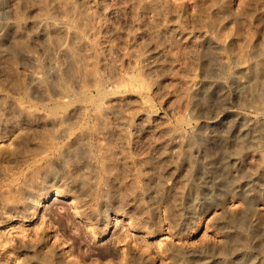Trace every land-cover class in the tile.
<instances>
[{
	"label": "rangeland",
	"instance_id": "rangeland-1",
	"mask_svg": "<svg viewBox=\"0 0 264 264\" xmlns=\"http://www.w3.org/2000/svg\"><path fill=\"white\" fill-rule=\"evenodd\" d=\"M0 264H264V0H0Z\"/></svg>",
	"mask_w": 264,
	"mask_h": 264
},
{
	"label": "bare ground",
	"instance_id": "bare-ground-1",
	"mask_svg": "<svg viewBox=\"0 0 264 264\" xmlns=\"http://www.w3.org/2000/svg\"><path fill=\"white\" fill-rule=\"evenodd\" d=\"M42 26V25H41ZM54 26V25H53ZM52 26V27H53ZM56 26V25H55ZM45 26H43V28H44ZM57 28H58V26H56ZM56 27H54V28H52V29H56ZM41 28V27H40ZM39 28V29H40ZM46 28V27H45ZM59 29H61V31H63V32H65L66 34H69V32L66 30L67 28H66V24H65V26L63 25V27L61 26ZM58 30V29H57ZM56 30V31H57ZM43 29L41 28V30H40V32H38L39 34V36H42V35H44V33H43ZM58 32H60V31H58ZM45 33H46V30H45ZM38 38V37H37ZM59 48H58V52H59V54L60 55H62V56H67V57H70V55H72V50H70V48L69 47H66L64 44H60L59 46H58ZM73 56V55H72ZM71 56V57H72ZM28 81H29V83L31 84V85H36L38 82H39V80H38V78L35 76V75H29L28 76ZM247 81V80H246ZM249 82V81H248ZM246 84V83H245ZM249 84V83H248ZM247 84V85H248ZM196 86H197V83L196 82H191V84H189V90H195L196 89ZM116 107H111V108H109V109H107L106 111H105V114H104V116H106V115H108V114H112V113H114L115 111H116ZM21 111L23 112V114L25 113V114H31L30 112V110H26V109H21ZM34 114V113H33ZM33 114H31V116L33 115ZM28 116H30V115H28ZM34 116V115H33ZM29 118H31V117H29ZM122 119H125L126 118V116H122L121 117ZM240 124H239V127L241 128V131H243L244 129H246V124H244L243 122V124L244 125H242V123L241 122H239ZM248 127V126H247ZM239 129V128H238ZM178 138H179V136H173L170 140H163L161 143H160V145L162 146V145H166V146H171V147H175L176 145H179L178 144ZM185 142V141H184ZM183 142V143H184ZM187 142V141H186ZM185 142V143H186ZM182 143V144H183ZM188 143V142H187ZM39 149H41V146L39 147ZM196 146H192L191 147V151L192 152H195L196 151ZM49 150H51V147L50 146H46V148L44 147V150H42V152L41 153H45V152H47V151H49ZM44 151V152H43ZM186 183H187V181H186Z\"/></svg>",
	"mask_w": 264,
	"mask_h": 264
}]
</instances>
